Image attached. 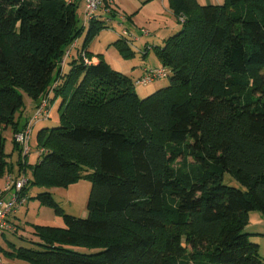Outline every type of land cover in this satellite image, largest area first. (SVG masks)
Wrapping results in <instances>:
<instances>
[{
    "label": "trees",
    "instance_id": "obj_1",
    "mask_svg": "<svg viewBox=\"0 0 264 264\" xmlns=\"http://www.w3.org/2000/svg\"><path fill=\"white\" fill-rule=\"evenodd\" d=\"M77 5L0 0V177L29 167L3 136L27 123L17 122L24 91L34 108L60 99L59 124L37 132L31 183L91 181L85 217L38 193L64 226L34 225L37 248L4 253L24 264H264L244 230L250 211L264 214V0H168L184 20L153 48L169 82L145 97L101 55L92 61L88 43L111 17L83 25ZM114 44L130 52L126 38Z\"/></svg>",
    "mask_w": 264,
    "mask_h": 264
},
{
    "label": "rangeland",
    "instance_id": "obj_2",
    "mask_svg": "<svg viewBox=\"0 0 264 264\" xmlns=\"http://www.w3.org/2000/svg\"><path fill=\"white\" fill-rule=\"evenodd\" d=\"M120 1L124 2L123 4L126 5V8H117L113 3L111 4L104 0L102 10L104 13L113 16L114 19L112 18L111 23H106V27L98 31L97 35L89 41L88 47L90 46L93 49L92 52L94 55H101L111 69L130 77L135 92L140 97H145L155 90L165 87L169 80L162 79L147 83H137L141 75V69L144 67H161L153 48L162 46L168 36L177 33L181 29L182 24L173 13V17L169 19L165 10L161 8V4L156 3V1L151 5H148L149 1H140L139 3L137 0ZM213 1L214 3L222 4L225 0ZM105 8L112 12L106 11ZM77 13L81 20L83 13L82 2H79L77 5ZM171 22H174L176 27L171 34H165V32L159 30V28H164L166 23L170 24ZM87 29V26H84L83 31L76 39L80 46H82L86 37ZM140 29L148 30L150 34L141 35V33H139ZM123 30H127L132 34H134V31L139 30V32L134 35L140 37V43L135 41L132 36L123 35ZM122 38L128 40L127 45L130 52L127 54H123L118 49V46L114 44L117 40H122ZM72 50L74 51V49ZM21 94L25 106L31 99L24 91H21ZM52 98L53 95H51V99ZM59 104L60 99H56L52 103L49 100V105L52 107L50 118L40 120L33 127L30 140L31 152L27 157L29 167L25 173L26 179L30 181L26 184V190L24 191L28 200L26 204L13 214V216L11 215L9 217V220L14 224L16 230H7L3 235H0V256L5 262L24 264V262L19 259H10L9 256L4 253V251L8 252L12 249L10 244H13L15 247L37 248V246L33 244L38 241V237L34 233V225L64 226L62 215L57 213L54 207L41 204L36 199L38 193L49 192L57 205L67 214L78 217H85L87 215L86 202L91 190V181L88 177L83 176L67 185L41 186L31 183L33 180L32 167L37 161L39 149L36 138L37 132L43 127H52L59 124ZM9 134L8 130L3 132V136L5 137V151L7 154H10L12 151L11 137ZM13 155L9 158L14 159L15 155ZM6 174L9 173H5L0 177V190L3 188L4 176ZM231 183L240 187L236 181H232ZM244 230L253 234L250 236V239L259 244L260 255L264 258V214L258 210L250 211L249 221Z\"/></svg>",
    "mask_w": 264,
    "mask_h": 264
},
{
    "label": "built area",
    "instance_id": "obj_3",
    "mask_svg": "<svg viewBox=\"0 0 264 264\" xmlns=\"http://www.w3.org/2000/svg\"><path fill=\"white\" fill-rule=\"evenodd\" d=\"M82 1H83V13H82L83 25L84 24L86 25L90 21L99 19L101 17L99 11L103 7L102 5L104 3V0H82ZM105 1L111 4L113 3L112 0H105ZM105 10L109 12L111 11L106 8ZM110 20L111 18H106V23H109ZM183 20L184 18L180 16L179 21L182 22ZM140 32L141 35H146L148 33V31L145 29H141ZM122 33L128 36H132V38L135 40L138 38V36L130 33L127 30H123ZM75 46H76V41H74L71 44V46L67 50H65L63 58L60 62L61 65H63L66 59L71 56V51ZM82 55L84 56L83 52ZM83 59L85 62L87 63L89 62V60L86 57H83ZM166 77H167V72L163 67L143 68L138 83H147V82H152L154 80H162L165 79ZM51 108L52 107L49 105V95H48L47 98L42 99L39 102V104L34 108L24 128L21 131L13 134V138L21 147L23 155L28 156L31 152L30 140L34 125L42 119H47L51 114ZM26 183H27L26 175H21L17 177L9 173L4 176V185L3 188L0 190V235L6 229L11 228V224L9 223V217L13 215L20 207L26 204L28 199L26 195L22 193V189ZM5 194L6 195L8 194V197H4ZM0 264H2L1 256H0Z\"/></svg>",
    "mask_w": 264,
    "mask_h": 264
},
{
    "label": "crops",
    "instance_id": "obj_4",
    "mask_svg": "<svg viewBox=\"0 0 264 264\" xmlns=\"http://www.w3.org/2000/svg\"><path fill=\"white\" fill-rule=\"evenodd\" d=\"M140 1H143V2H146V1H149L148 2V5H151L152 3H155L154 1H156V3H160L161 4V8L163 9V10H165V13H167V15L169 16V19H171L172 17H173V14H172V11H171V9L169 8V5H168V0H137V2L139 3ZM159 1V2H158ZM198 1V3L199 4H218V3H214V1L213 0H197ZM77 2L79 3V2H82L83 3V1L82 0H77ZM112 2H113V4L117 7V8H126V5H124L123 3L124 2H121L120 0H112ZM215 2H217V1H215ZM150 3V4H149ZM147 5V4H146ZM168 9V10H167ZM170 9V10H169ZM170 11V12H169ZM99 13L102 15V17L100 18L101 20L102 19H104V17L106 16V14L104 13V11L101 9L100 11H99ZM111 17V20H110V22L109 23H111L112 22V18L114 19V17L113 16H110ZM116 19H117V17H116ZM79 20H80V17H79ZM81 22H82V17H81V20H80ZM175 23L173 22H171L170 24H167L166 23V25L164 26V28H159V30H161V32H165V34H171V32H173L174 30H175ZM141 30V29H140ZM148 31V30H147ZM139 32V30H136V31H134L133 33L135 34V33H138ZM131 33V32H130ZM139 33H141V32H139ZM148 34H150V32L148 31V33L146 34V35H148ZM164 38V37H163ZM140 37H138L135 41H137L138 43H140ZM82 48V46H80V44L77 42V40H76V46H75V48H74V51L72 50L71 51V54H72V57L70 58V59H68V60H66V63H68V62H70L71 60H73V59H75L76 57H77V55H78V52H79V50ZM88 52H90V53H92V61L93 62H97L98 61V58L93 54V52H92V48L89 46V47H87V49H86ZM68 68V66L66 65L65 66V68H64V70H66ZM143 69V68H142ZM142 69H141V71H142ZM34 105H35V103H34V101H29V103L27 104V105H25L23 108H22V110L18 113V115H17V122H18V127L19 128H21L25 123H26V121L29 119V117L31 116V114H32V111H33V108H34ZM6 130H8L9 131V135H10V137L12 138V136H13V133L11 132V130H10V128H8V129H6ZM11 149H12V144H11ZM3 179V178H2ZM4 197H8V194L6 195L5 194V196ZM13 216V215H12ZM9 222H11L10 220H9ZM12 223V222H11Z\"/></svg>",
    "mask_w": 264,
    "mask_h": 264
}]
</instances>
